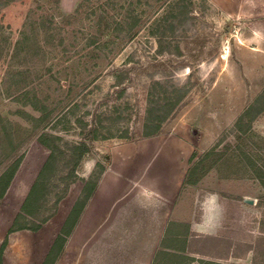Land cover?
I'll return each mask as SVG.
<instances>
[{
  "label": "rangeland",
  "instance_id": "374dc122",
  "mask_svg": "<svg viewBox=\"0 0 264 264\" xmlns=\"http://www.w3.org/2000/svg\"><path fill=\"white\" fill-rule=\"evenodd\" d=\"M263 91L264 0H0V175L20 160L0 198V264H42L99 170L55 264H151L173 220L190 224V264H264L253 173L232 158L184 186L194 151L244 146L235 122ZM94 123L108 137L88 140L77 180L56 207L50 195L48 221L10 232L50 153L40 135L78 142ZM253 130L247 142L264 154V111ZM137 216L155 220L141 251Z\"/></svg>",
  "mask_w": 264,
  "mask_h": 264
},
{
  "label": "trees",
  "instance_id": "16d2710c",
  "mask_svg": "<svg viewBox=\"0 0 264 264\" xmlns=\"http://www.w3.org/2000/svg\"><path fill=\"white\" fill-rule=\"evenodd\" d=\"M89 1V0H85ZM141 13L137 12V17L129 14L128 36L134 37L136 34L135 26L138 27L142 21ZM103 17V16H102ZM177 14L175 18H178ZM185 18H180L179 23H183ZM175 21V20H174ZM173 21V23H174ZM172 23V25H173ZM186 90L181 88L178 94V101L184 96ZM264 111V91L252 102L238 117L234 128L237 138L244 146H237L235 150L229 149L227 144L221 147V140L215 143L209 150L201 155L196 151L191 156V165L188 168L184 186L199 183L211 170L218 169L222 162L235 158L237 166L241 170L251 172L260 181L264 189V154L254 153V149L248 144L247 140L255 134L253 121ZM83 121V120H79ZM82 139L78 142L65 141L63 137L44 132L40 135L41 142L49 149L50 153L44 162L38 177L32 184L30 191L22 205L21 212L17 215L10 228V232L29 228L38 230L43 223L47 222L53 214V208L49 214H44L46 205L50 201V195L55 194L56 199L53 207H56L60 200L69 190L71 184L78 178V167L81 161L90 151L88 140H96L101 137L107 138L105 133L94 123L88 129L81 131ZM20 165V160L14 162L0 175V198L4 196L9 188L15 173ZM101 169V164H99ZM101 170L95 172L85 182L82 193L77 198L72 209L67 215L60 232L55 237L42 264H55L61 255L67 238L74 230L89 198L93 194L97 182L101 176ZM264 198V194L262 196ZM30 217V218H29ZM29 218V219H28ZM37 220H39L37 222ZM192 230L189 223L170 221L167 224L159 249L156 251L152 264H190L194 260L189 255L190 239ZM6 245L4 242L2 250ZM206 264H221L213 261H202Z\"/></svg>",
  "mask_w": 264,
  "mask_h": 264
},
{
  "label": "crops",
  "instance_id": "0c3cea01",
  "mask_svg": "<svg viewBox=\"0 0 264 264\" xmlns=\"http://www.w3.org/2000/svg\"><path fill=\"white\" fill-rule=\"evenodd\" d=\"M101 179V178H100ZM99 182H100V180H99ZM99 184V183H98ZM98 184H97V186H96V188H95V190H94V192H93V194L91 195V197L89 198V200H88V202H87V204H86V206H85V208H84V210H83V212H82V214L84 213V211H85V209H86V207H87V205H88V203H89V201H90V199L92 198V196L94 195V193L96 192V190H97V187H98ZM148 200H150L151 202H156L157 200H159V196H155V197H152V198H148ZM157 204V203H156ZM82 214H81V216H80V218L82 217ZM80 218H79V220H80ZM79 220H78V222H79ZM137 249L139 248L140 249V251H141V248H140V246H139V244H141V242H142V239H139V237H140V234H143V230H146L147 229V227H152V222H155V220L154 219H151V217H149V216H147V217H145V218H143V217H140V216H137ZM78 222H77V224H78ZM180 222V221H179ZM77 224H76V226H75V228L77 227ZM167 227V226H166ZM75 228H74V230H75ZM140 228V229H139ZM73 230V231H74ZM165 230H166V228H165ZM165 230H164V233H165ZM73 231H72V233H73ZM71 233V234H72ZM164 233H163V236H164ZM70 234V235H71ZM149 234V233H148ZM163 236H162V238H163ZM70 237V236H69ZM161 238V239H162ZM145 242V241H144ZM160 242H161V240H160ZM160 244V243H159ZM137 253H138V251H137ZM154 255H155V253H154ZM154 258V257H153ZM153 258H152V261H153ZM152 261H151V264H152Z\"/></svg>",
  "mask_w": 264,
  "mask_h": 264
},
{
  "label": "water",
  "instance_id": "95a60500",
  "mask_svg": "<svg viewBox=\"0 0 264 264\" xmlns=\"http://www.w3.org/2000/svg\"><path fill=\"white\" fill-rule=\"evenodd\" d=\"M247 201H249L250 203H254L253 199H247Z\"/></svg>",
  "mask_w": 264,
  "mask_h": 264
}]
</instances>
